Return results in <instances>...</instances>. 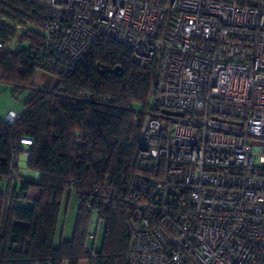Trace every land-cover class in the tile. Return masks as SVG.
Wrapping results in <instances>:
<instances>
[{
  "label": "built area",
  "instance_id": "obj_1",
  "mask_svg": "<svg viewBox=\"0 0 264 264\" xmlns=\"http://www.w3.org/2000/svg\"><path fill=\"white\" fill-rule=\"evenodd\" d=\"M39 1L48 72L113 40L156 67L133 160L149 171L124 198L128 264H264V0ZM97 191L109 206L114 189Z\"/></svg>",
  "mask_w": 264,
  "mask_h": 264
},
{
  "label": "trees",
  "instance_id": "obj_2",
  "mask_svg": "<svg viewBox=\"0 0 264 264\" xmlns=\"http://www.w3.org/2000/svg\"><path fill=\"white\" fill-rule=\"evenodd\" d=\"M46 13L39 0H0V80L14 95L30 91L13 123L0 114V264H80L84 257L93 264L86 248L95 213L106 224L97 264H128L132 207L124 198L133 177L149 171L133 160L156 67L113 40L68 70L51 72L52 89L39 88ZM26 151L38 180L16 173L15 158ZM34 187L37 197L30 195ZM98 187L114 189L109 206L99 203ZM69 194L77 204L74 235L57 242Z\"/></svg>",
  "mask_w": 264,
  "mask_h": 264
},
{
  "label": "rangeland",
  "instance_id": "obj_3",
  "mask_svg": "<svg viewBox=\"0 0 264 264\" xmlns=\"http://www.w3.org/2000/svg\"><path fill=\"white\" fill-rule=\"evenodd\" d=\"M13 44L14 43L11 44V48H13ZM56 82H57V77L46 70H38L34 79V83L39 88H44L48 90L52 89L55 86ZM29 95H30V91L28 89H23L20 92H18L16 95H14L12 85L2 82L0 80V114L4 118H6L7 113L10 111V109L16 111L17 110L23 111L25 107V102L28 99ZM21 155L25 156V152L22 153ZM16 173L21 176L25 175V172H21V169L18 167H16ZM24 178L27 177L24 176ZM96 218L98 219V216L93 215V218L91 220V232L89 234V239L87 242L89 247L93 248L96 251H100L104 241V232H102L104 223L102 222L98 225L97 224L94 225L93 221ZM75 221H76V211L75 209L74 210L71 209L67 215V227L71 228L74 225ZM66 233L69 235L71 233V230L67 228ZM93 234H97L96 237L90 236ZM80 264H92L91 258L89 257L82 258Z\"/></svg>",
  "mask_w": 264,
  "mask_h": 264
},
{
  "label": "crops",
  "instance_id": "obj_4",
  "mask_svg": "<svg viewBox=\"0 0 264 264\" xmlns=\"http://www.w3.org/2000/svg\"><path fill=\"white\" fill-rule=\"evenodd\" d=\"M36 84H37V82H36ZM17 111H19V110H17ZM19 112H21V111H19ZM7 115H8V113H7ZM30 141L31 140L29 138H25L23 140V142H30ZM17 167L21 169V172H25L24 176L29 178V179L38 180L40 178V173L38 171L29 169L27 162H26V157L23 155L20 156L19 164ZM26 169H27V171H26ZM27 174H28V176H27ZM71 194H69L70 196L67 198V200L64 201L65 203L63 205V212H62V215L60 218L58 233H57V238H56L57 242H59L62 238L69 240L74 235V229H75L76 221L71 228L67 227V215L71 209H73V210L75 209L76 217H77L76 199ZM30 195H31V197H37L39 195V189L36 187L32 188L30 190ZM67 228L71 230V233L69 235L66 233Z\"/></svg>",
  "mask_w": 264,
  "mask_h": 264
},
{
  "label": "water",
  "instance_id": "obj_5",
  "mask_svg": "<svg viewBox=\"0 0 264 264\" xmlns=\"http://www.w3.org/2000/svg\"><path fill=\"white\" fill-rule=\"evenodd\" d=\"M117 69L118 68L115 69V72L117 71ZM31 144H32V141H30V142H23V147L30 148ZM26 162H27V165H28V163H29V156H26ZM105 229H106V224H104V226H103V231Z\"/></svg>",
  "mask_w": 264,
  "mask_h": 264
}]
</instances>
